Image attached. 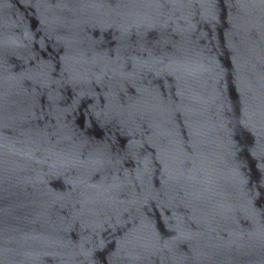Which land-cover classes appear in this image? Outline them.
I'll return each instance as SVG.
<instances>
[{
    "label": "water",
    "instance_id": "obj_1",
    "mask_svg": "<svg viewBox=\"0 0 264 264\" xmlns=\"http://www.w3.org/2000/svg\"><path fill=\"white\" fill-rule=\"evenodd\" d=\"M0 264H264V0H0Z\"/></svg>",
    "mask_w": 264,
    "mask_h": 264
}]
</instances>
